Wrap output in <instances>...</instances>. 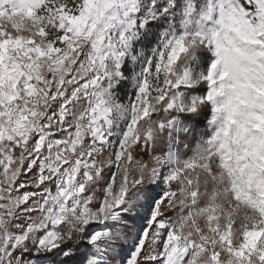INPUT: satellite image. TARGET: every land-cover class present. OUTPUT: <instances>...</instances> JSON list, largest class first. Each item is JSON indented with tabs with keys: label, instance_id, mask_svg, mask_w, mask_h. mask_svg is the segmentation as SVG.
I'll use <instances>...</instances> for the list:
<instances>
[{
	"label": "snow or ice",
	"instance_id": "obj_1",
	"mask_svg": "<svg viewBox=\"0 0 264 264\" xmlns=\"http://www.w3.org/2000/svg\"><path fill=\"white\" fill-rule=\"evenodd\" d=\"M0 264H264V0H0Z\"/></svg>",
	"mask_w": 264,
	"mask_h": 264
}]
</instances>
